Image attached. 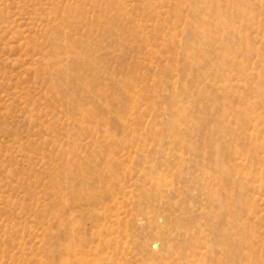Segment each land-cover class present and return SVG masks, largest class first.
Here are the masks:
<instances>
[{
    "label": "rangeland",
    "instance_id": "374dc122",
    "mask_svg": "<svg viewBox=\"0 0 264 264\" xmlns=\"http://www.w3.org/2000/svg\"><path fill=\"white\" fill-rule=\"evenodd\" d=\"M0 264H264V0H0Z\"/></svg>",
    "mask_w": 264,
    "mask_h": 264
}]
</instances>
